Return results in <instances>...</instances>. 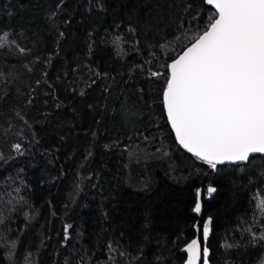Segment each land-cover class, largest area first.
<instances>
[{
    "label": "trees",
    "instance_id": "16d2710c",
    "mask_svg": "<svg viewBox=\"0 0 264 264\" xmlns=\"http://www.w3.org/2000/svg\"><path fill=\"white\" fill-rule=\"evenodd\" d=\"M212 15L203 0H0L15 41L0 49V264H182L209 217V264L264 261V155L213 170L163 111L166 65Z\"/></svg>",
    "mask_w": 264,
    "mask_h": 264
},
{
    "label": "snow or ice",
    "instance_id": "6c2138e0",
    "mask_svg": "<svg viewBox=\"0 0 264 264\" xmlns=\"http://www.w3.org/2000/svg\"><path fill=\"white\" fill-rule=\"evenodd\" d=\"M205 2L214 9L212 18L190 46L166 65L162 103L178 144L216 170L218 165L264 155V0ZM120 41L117 37L114 43L119 46ZM12 44L8 32L0 33V49ZM18 50L27 54L25 48ZM14 147L20 151L21 145ZM216 191L211 185L206 189L209 197ZM253 200L254 217L264 218V195L256 194ZM192 211L202 212L200 190ZM212 224L209 217L192 225L197 236L183 249L186 264H209Z\"/></svg>",
    "mask_w": 264,
    "mask_h": 264
},
{
    "label": "water",
    "instance_id": "95a60500",
    "mask_svg": "<svg viewBox=\"0 0 264 264\" xmlns=\"http://www.w3.org/2000/svg\"><path fill=\"white\" fill-rule=\"evenodd\" d=\"M204 1V4L206 5V6H208V7H210L211 8V6H209V5H207L206 4V2H205V0H203ZM212 9V8H211ZM212 11L214 12V9H212ZM190 46V45H189ZM188 47V46H187ZM186 49V48H185ZM184 49V50H185ZM180 54H182V52L180 53ZM179 54V55H180ZM178 57V56H177ZM163 111H164V114H165V117H166V120H167V115H166V111H165V109H164V106H163ZM167 123H168V126H169V128H170V130H171V132H172V134H173V137H174V139H175V142H176V145L183 151V152H185L186 154H188L190 157H192L193 159H195L196 161H199V162H202V161H200V160H198L196 157H194L191 153H188L187 152V150L186 149H184L182 146H180L179 144H178V142L176 141V138H175V133H174V131L171 129V126H170V123L168 122V120H167ZM256 155H262V154H254L253 156H256ZM251 158V157H250ZM202 163H204V162H202ZM246 162H238V163H236V164H225V165H242V164H245ZM205 164V163H204ZM214 194V193H213ZM213 194H212V196H213ZM209 197V196H208ZM197 236V234L194 236V238ZM201 242H202V246H203V240H202V236H201ZM185 247V246H184ZM184 247L181 249V253L184 255V260H183V263L182 264H186V260H187V254L183 251V249H184ZM201 264H202V262H201Z\"/></svg>",
    "mask_w": 264,
    "mask_h": 264
},
{
    "label": "rangeland",
    "instance_id": "374dc122",
    "mask_svg": "<svg viewBox=\"0 0 264 264\" xmlns=\"http://www.w3.org/2000/svg\"><path fill=\"white\" fill-rule=\"evenodd\" d=\"M262 262H264V261H262ZM262 262L260 264H262Z\"/></svg>",
    "mask_w": 264,
    "mask_h": 264
}]
</instances>
